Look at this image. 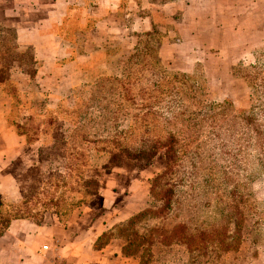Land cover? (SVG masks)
Here are the masks:
<instances>
[{"label": "rangeland", "instance_id": "obj_1", "mask_svg": "<svg viewBox=\"0 0 264 264\" xmlns=\"http://www.w3.org/2000/svg\"><path fill=\"white\" fill-rule=\"evenodd\" d=\"M158 3L164 26L115 47L109 77L79 89L73 111L43 115L36 101L23 113L16 95L9 130L26 156L0 217L67 222L105 203L109 183L135 182L137 213L99 249L118 241L139 264H264V0Z\"/></svg>", "mask_w": 264, "mask_h": 264}, {"label": "crops", "instance_id": "obj_2", "mask_svg": "<svg viewBox=\"0 0 264 264\" xmlns=\"http://www.w3.org/2000/svg\"><path fill=\"white\" fill-rule=\"evenodd\" d=\"M158 1L0 0V197L18 200L13 168L26 156L25 141L9 130L14 92L29 103L44 101L45 113L57 112L65 100L74 108L75 97H68L107 75L112 48L134 49L138 35L164 26ZM169 42L166 38L162 48ZM134 185L129 194L122 186L114 193L120 186L109 183L105 203L94 200L77 208L66 223L58 217L42 224L12 220L0 237V264H139L123 257L118 241L97 246L107 230L137 213ZM117 197H124V206Z\"/></svg>", "mask_w": 264, "mask_h": 264}, {"label": "trees", "instance_id": "obj_3", "mask_svg": "<svg viewBox=\"0 0 264 264\" xmlns=\"http://www.w3.org/2000/svg\"><path fill=\"white\" fill-rule=\"evenodd\" d=\"M114 54H115V48H112L111 50H110V55H109V63H108V67H110V65H112L113 66V63H114V59L112 58V56H114ZM108 67H107V75H105L104 77H102V78H100V79H98L97 81H102L104 78H106L107 79V77H109V74H108ZM97 81L96 82H94V83H91V84H88V85H85V86H83V87H81V88H78L77 90H76V93H75V95L74 96H72V97H68V100L69 99H71V98H73V97H75V106H74V108H69V106H68V102H67V100H65V101H63V103H61V106H60V108H59V110L57 111V112H59V111H61L62 109H63V107H66V110H68L69 112H71V111H73L75 108H76V106H77V92L79 91V89H82V88H85V87H87V86H91V85H94L95 83H97ZM66 91V90H65ZM15 94H14V97H15V102H16V95H18V96H21V95H19L18 93H16V92H14ZM22 97V96H21ZM36 101H41V99H36L35 101H32V102H27V101H25L24 99H23V101H22V103L24 104V110L26 109V113H30V111L29 110H36L34 107H32V109H30L28 106H31V105H33L34 104V102H36ZM43 103H45L44 101H42ZM45 105V104H44ZM44 105H43V107H44ZM43 110V108L41 109V111ZM23 113H25V111H23ZM44 113L45 112H43V115H44ZM50 113V112H49ZM52 113H54V112H52ZM55 113H56V111H55ZM182 115H184V114H182ZM143 120H144V118H143ZM162 146H164V144H162ZM165 160H166V164H167V166H169V167H171L172 166V164L174 163V160L171 158V157H169L168 156V154L167 153H165ZM164 158V157H163ZM153 158H151V157H147L146 159H145V162H147V164H150V163H152L153 162ZM15 219H27V218H24V217H22V216H14V217H12L11 219H9V220H6V221H4L3 219H2V217H0V237L4 234V232L7 230V228L9 227V225H10V223H11V221L12 220H15ZM61 222L62 223H66V221H62L61 220Z\"/></svg>", "mask_w": 264, "mask_h": 264}, {"label": "built area", "instance_id": "obj_4", "mask_svg": "<svg viewBox=\"0 0 264 264\" xmlns=\"http://www.w3.org/2000/svg\"><path fill=\"white\" fill-rule=\"evenodd\" d=\"M44 250L47 251L48 247H44ZM51 264H63L60 261H52Z\"/></svg>", "mask_w": 264, "mask_h": 264}]
</instances>
